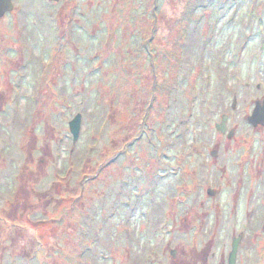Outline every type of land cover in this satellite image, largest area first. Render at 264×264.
Instances as JSON below:
<instances>
[{
    "label": "rangeland",
    "instance_id": "obj_1",
    "mask_svg": "<svg viewBox=\"0 0 264 264\" xmlns=\"http://www.w3.org/2000/svg\"><path fill=\"white\" fill-rule=\"evenodd\" d=\"M18 2L24 8L21 34L26 38L12 29L10 13L0 17V26L4 50L23 67L18 80L23 100L15 118L17 106L8 105V92L0 94V136L8 131L6 136L13 137L12 132L31 123L29 147L23 152L33 159L30 168L37 191L49 188L44 185L48 176L61 181L50 188L53 199L47 217L62 227L43 230L46 237L35 242L47 250L53 243L60 245L62 259L72 255L64 263L51 255L53 264H77L78 253L79 264H174V249L176 258L180 252L182 259L191 256L197 264L206 258L207 264H220L222 255L226 263L222 231L214 240L212 222L217 210L232 211L236 182L232 186L229 175L215 172L221 177L222 193L208 201L198 196L200 185L195 187L199 193L193 192V183L184 180L183 173L193 167L202 149L209 163V150L218 147V166L237 170L245 140L264 145V129H253L245 121L254 103L264 98V0H78V16L69 25V47L62 40L61 49L57 44L67 6L48 0ZM50 50L58 54L60 69L67 63L63 76L54 69L44 72L47 58L42 56ZM70 63H77L71 71ZM47 80L52 89L40 85V101L35 102L33 83ZM55 93L65 96L68 106L61 105ZM76 114L82 116L79 137L73 144L65 143ZM222 114L228 115V130L234 129L230 138L214 128ZM80 150L86 188L81 228L78 203L70 209L67 200L77 192ZM51 153L56 163L47 174ZM24 166L8 167L10 178L28 179ZM240 201L259 207L255 200ZM186 212L190 228L181 231L174 220L177 215L182 222ZM125 228L131 231L127 236ZM259 236L245 232L236 264H264ZM9 253L1 264H20L13 257L18 252ZM21 260L46 263L43 256L37 262Z\"/></svg>",
    "mask_w": 264,
    "mask_h": 264
},
{
    "label": "flooded vegetation",
    "instance_id": "obj_2",
    "mask_svg": "<svg viewBox=\"0 0 264 264\" xmlns=\"http://www.w3.org/2000/svg\"><path fill=\"white\" fill-rule=\"evenodd\" d=\"M48 2H51L53 4H57L60 2L67 6V12L65 14L64 20L65 25L62 30L61 37H59L58 39L57 48L61 49L62 40L65 41L66 47H69L68 38L69 34H71L69 31V25L76 21V17L78 16V0H48ZM68 2L70 4H68ZM40 3L41 2H39V4ZM10 4V11L5 12L3 15H5L6 13H10L12 16V29L16 30L18 36H23L24 38H26L25 34H21V29L23 27L22 13H24V8L21 3L18 2V0H10ZM69 6L71 7L70 10H68ZM31 25L32 24L30 23V26ZM3 35L4 29L2 25L0 26V58L3 57L4 61H0V94L2 92H8V105L17 106L13 114V116L16 118V116L20 115V106L23 100V97L20 96V94L22 93L23 84H19L18 82L20 76L19 72L23 67L21 64L13 62L9 55V52H6L4 50V40L2 38ZM49 52L50 53H46L44 56H42V59L47 58V60H44L42 62L44 72H49L51 69H54L55 71L59 72L60 76H63L65 72H67V63L65 69H60V67L57 65V62L55 61L59 57L58 54L53 53L51 50ZM6 63H11L10 67L6 66L4 68V64ZM76 64L77 63H70L68 69H70V71L72 69H75ZM3 81L5 82L4 86ZM40 85L46 86V88H49L50 90L52 89L51 82L49 80L45 81L42 84L33 83L34 87L32 88V90L30 88V90L32 91V95H35V102L40 101V97L37 95V92L41 90ZM194 86L197 87L198 85L195 83ZM1 98L2 97L0 96V100ZM58 98L57 93H55V99L58 100L61 105L68 106V99L65 96H63L62 98ZM256 103H258L259 106L262 107L264 104V98L254 103L251 114L256 106ZM234 105L235 102L233 101L231 106L232 110H234ZM1 113L2 109L0 108V114ZM251 114L247 115V117L245 118V121L248 123V125H250L253 129H256L258 127L264 129V124L253 125L249 122V117L251 116ZM77 115H80V118H82L81 114H76L73 119L76 118ZM223 116H226V120L224 122L225 130L224 132H220L216 130V125L221 124ZM20 123L22 124V122ZM229 123L230 121L228 119V115L222 114L220 116L219 122L214 124V128L218 134L223 135L226 138H230L234 133V129H232V131L231 129L228 130ZM6 126L9 128L8 125ZM80 126L81 122L79 124L77 138L73 140L72 136H67L64 139L65 143L71 140V143L73 144L77 141L80 134ZM33 128L34 127L31 123H26L24 125V129L20 130V132H12L13 137L6 136L7 134H10V132L8 131L2 132L0 136V264L2 263L4 258L11 256V254L9 253L10 250H15L18 252L16 255H13V257L17 258L20 264L24 262L21 259L26 261L33 260L37 262L42 256L44 257V261L46 262L45 264H53L52 258L50 257L51 255L53 257L60 258V260L57 259V262L63 260V263L66 260L69 262L70 257H72V255H70V257L69 255H67L65 259H62L60 257V254H62L61 246L58 244L56 245L55 243H53L52 249L47 250L42 242H35L46 237L43 230H59L62 226H60L61 224L59 223L52 224V218L47 217L53 199V196L49 193L50 188H54V185L58 186L57 182L61 183V181L56 177L54 178L52 175L48 176L49 179L44 183V185L49 184V188L45 191H37V187L35 184V174L30 168V166L33 164V159L31 157V154L26 155L23 152L29 147L28 135L29 133H32ZM8 139L12 140L16 146H9ZM251 144L253 143H247L245 140L244 147L240 152H238L237 170H234L233 168L227 169L225 165L218 166L220 155L218 152L219 149L218 147H214L211 148L208 152V155L211 158V162H207V152L205 151V149H202L203 151L198 152L200 158L192 164L193 167L191 168L189 166L190 168L186 169L183 173L187 177L184 180L193 183L189 185V187H191L192 185L193 192L199 193L200 191V195L198 196L200 197L203 194V197L208 201H211L213 198L222 193L221 177L215 176V172L219 171L221 174L223 172L224 175H229L227 180L231 179L232 186L234 184V180L236 182L237 188L233 189L231 196L233 208L232 211L221 212L217 210L218 216L216 218L214 217V220L212 222L214 226L211 225L213 226L212 230L215 236L214 240L218 239V235L220 232L219 230H221L222 234L220 237V241H224V244L227 248L226 263H224L222 255L220 264H228V257L232 249V243L235 240H238L236 259L234 263L236 264L243 245L242 239L244 238L243 236L245 235V232H258L260 234L259 239L262 241L264 248V145L259 147L252 146ZM193 150L195 151L196 149ZM28 158H30L29 163ZM76 161H78L77 172L81 171L78 175V182L76 183L77 192L69 195L67 197V200L70 205V209L74 207V203H78V205L76 206L77 216L79 220L78 226L81 228L84 225L83 205L86 200L84 197V192L86 189L84 185L85 173L82 171V169L84 168L83 151L80 150V155L77 156ZM54 163L56 162L55 160H53L51 153L47 167V174H49L51 166L53 168ZM21 165H25L24 170L29 172V178L24 179L22 177L21 182L18 181V179H11L10 172L7 171V168L10 167L13 170H16ZM62 181L65 183L67 180L63 178ZM198 185H200L199 191L195 190V187H197ZM204 185H206L205 188ZM29 198L34 199L35 201L33 203H30L28 201ZM241 198H246L252 203H254L253 200H255L259 204V207L257 208L255 203L253 206H244L240 201ZM180 204L181 202L180 200H178V207H180ZM60 208L61 207H58V209ZM186 213L187 215L182 220V222H178L177 215L174 220L175 228L179 226L181 231L185 229V231H187L190 228H188L187 225L189 222H191V218L189 217V212ZM206 214L207 212L203 214L202 218H204ZM38 215H40V217H38ZM63 217L64 216L61 215V218ZM227 219L230 220L229 223L226 222ZM128 221H130L129 218ZM235 222H239L240 225L236 226ZM244 224H249L251 226L250 228H248L244 226ZM211 226L209 228H211ZM125 229L127 230L128 234L130 230L128 228ZM233 229L238 230L237 235H235V230L233 232ZM38 231H40L39 234ZM135 236L139 240V236ZM5 252H7V255L4 257ZM177 252V249L170 250V256L174 258V264H197L198 261L191 256L186 260L182 259L180 252L178 258H176ZM255 253L256 256L257 253L259 255V252L255 251ZM81 255V253L77 254V258L75 259V262L77 264H79V256ZM128 260L133 261L134 257H130ZM207 260L208 259L206 258L204 264H207ZM259 261L260 258H258V263ZM24 263L27 264L26 262ZM215 264L218 263L215 261Z\"/></svg>",
    "mask_w": 264,
    "mask_h": 264
},
{
    "label": "water",
    "instance_id": "obj_3",
    "mask_svg": "<svg viewBox=\"0 0 264 264\" xmlns=\"http://www.w3.org/2000/svg\"><path fill=\"white\" fill-rule=\"evenodd\" d=\"M10 9H11L10 0H0V16L3 15L5 12L10 11ZM225 120H226V116H223L221 124L216 125V130L220 132H224ZM249 122L252 123L253 125L264 124V104L262 107H260L259 104L256 103V106L253 109L251 116L249 117ZM79 124H80V120L78 117L74 118L69 123L70 133L72 134L74 140L77 138V134L79 131ZM237 242L238 240H235L232 243V249L228 257V264L235 263Z\"/></svg>",
    "mask_w": 264,
    "mask_h": 264
}]
</instances>
